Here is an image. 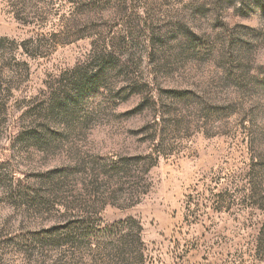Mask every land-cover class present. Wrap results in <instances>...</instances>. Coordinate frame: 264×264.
<instances>
[{
	"label": "rangeland",
	"instance_id": "1",
	"mask_svg": "<svg viewBox=\"0 0 264 264\" xmlns=\"http://www.w3.org/2000/svg\"><path fill=\"white\" fill-rule=\"evenodd\" d=\"M89 205L145 264H264V0H0V264Z\"/></svg>",
	"mask_w": 264,
	"mask_h": 264
},
{
	"label": "trees",
	"instance_id": "2",
	"mask_svg": "<svg viewBox=\"0 0 264 264\" xmlns=\"http://www.w3.org/2000/svg\"><path fill=\"white\" fill-rule=\"evenodd\" d=\"M21 199L28 202L24 195ZM58 205L75 208L63 200ZM97 209L83 206L79 208L83 214H69L64 221L34 231L18 251L29 264H145L140 222L127 217L103 227L93 217Z\"/></svg>",
	"mask_w": 264,
	"mask_h": 264
}]
</instances>
